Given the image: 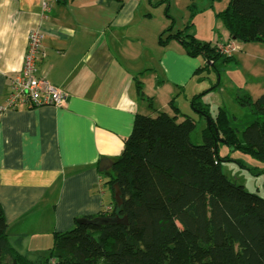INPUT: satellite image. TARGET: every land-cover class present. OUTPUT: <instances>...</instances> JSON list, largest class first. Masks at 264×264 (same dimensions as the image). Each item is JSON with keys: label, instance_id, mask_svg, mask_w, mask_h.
<instances>
[{"label": "crops", "instance_id": "0c3cea01", "mask_svg": "<svg viewBox=\"0 0 264 264\" xmlns=\"http://www.w3.org/2000/svg\"><path fill=\"white\" fill-rule=\"evenodd\" d=\"M41 3L0 0V105L34 29L43 33L37 75L67 94L61 106L0 113V204L11 245L32 259L49 254L55 232L111 208L104 172L123 153L137 114H173L171 101L177 106L203 66L179 41L160 44L166 25L154 24L152 0L147 8L143 0Z\"/></svg>", "mask_w": 264, "mask_h": 264}, {"label": "trees", "instance_id": "16d2710c", "mask_svg": "<svg viewBox=\"0 0 264 264\" xmlns=\"http://www.w3.org/2000/svg\"><path fill=\"white\" fill-rule=\"evenodd\" d=\"M166 10L170 24L160 44L177 40L190 56L202 55L209 63L196 74L211 68L219 73L237 61L187 29L175 32ZM217 15L234 40L264 41V0H229ZM204 95L191 99L199 120L173 101V114H137L123 153L104 172L111 208L55 232L47 256L32 259L11 245L0 204V264H264V197L231 182L222 169L229 156L220 155L222 143L264 161V93L256 100L250 94L239 98L255 116L242 131L224 108L213 117ZM202 119V143L194 144Z\"/></svg>", "mask_w": 264, "mask_h": 264}, {"label": "rangeland", "instance_id": "374dc122", "mask_svg": "<svg viewBox=\"0 0 264 264\" xmlns=\"http://www.w3.org/2000/svg\"><path fill=\"white\" fill-rule=\"evenodd\" d=\"M143 1L147 8L149 0ZM152 2L153 6L149 9L153 13L154 24L163 22V26L166 25V28L169 26L166 13L168 6L169 15L175 20V32L187 29L197 39L210 42L217 47L226 44L236 46L231 55H234L237 61L227 63L219 73L212 68L204 73L194 72L192 81L176 104L184 113L199 120V115L192 109L189 99L196 94L205 93L203 100L210 104L212 116L218 114L219 108H224L230 114L233 125L242 131L255 116L250 108L241 105L239 98L250 94L252 99L256 100L264 93V41L245 42L230 37V42L227 43L230 33L217 13L227 7L229 0H167L166 3L152 0ZM193 58H200L203 66L207 64L202 55ZM185 94L189 96L187 100ZM159 97L162 98L160 94ZM151 116L154 117L155 114ZM205 126L206 121L202 119L192 135L194 144L202 143ZM220 155L229 156V160L222 161V169L231 182L243 185L248 191L264 197V161L232 150L222 143Z\"/></svg>", "mask_w": 264, "mask_h": 264}, {"label": "built area", "instance_id": "2783aa9c", "mask_svg": "<svg viewBox=\"0 0 264 264\" xmlns=\"http://www.w3.org/2000/svg\"><path fill=\"white\" fill-rule=\"evenodd\" d=\"M49 2L50 0H42V7L47 9ZM42 40L43 33L40 30L34 29L30 32L22 69L11 80V89L5 103L0 105V113L8 108H17L21 105L61 106L66 102L67 94L64 90L37 75V60L41 53ZM217 48L226 54H231L234 49L236 50V46L231 44L220 45Z\"/></svg>", "mask_w": 264, "mask_h": 264}, {"label": "water", "instance_id": "95a60500", "mask_svg": "<svg viewBox=\"0 0 264 264\" xmlns=\"http://www.w3.org/2000/svg\"><path fill=\"white\" fill-rule=\"evenodd\" d=\"M207 63H209V61H207ZM207 120H208L209 124H211V123L213 122V121L211 120V118L208 117V116H207ZM100 167H101V169H104V168L107 167L104 161H102ZM119 194H120V189H119V187L117 186V194H116L117 197H119ZM119 201H120V199H119ZM88 221H89V220H88L87 218H85V217H81V218L78 219V222H79V223H85V222H88ZM104 221L107 222V221H109V220L104 219Z\"/></svg>", "mask_w": 264, "mask_h": 264}]
</instances>
